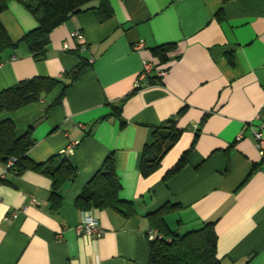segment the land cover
Masks as SVG:
<instances>
[{
    "label": "crops",
    "instance_id": "obj_1",
    "mask_svg": "<svg viewBox=\"0 0 264 264\" xmlns=\"http://www.w3.org/2000/svg\"><path fill=\"white\" fill-rule=\"evenodd\" d=\"M109 6L106 20L90 10L57 27L45 60L36 61L21 42L0 62V91L35 76L69 80L86 65L67 89L58 84L37 102L1 115L15 121L20 135L33 125V160L66 153L77 176L64 183L56 209L49 176L16 174L0 162L6 178L0 181V264H148L154 232L148 214L166 203L179 206L169 216L179 232L217 220L221 264H264V162L254 138L255 129L264 132V0H111ZM0 21L15 43L38 26L16 0ZM76 30L85 36V50L71 37ZM140 41L143 51H137ZM167 43L176 44L173 59L158 65L167 75L159 82L155 70L135 87L143 58ZM173 116L182 133L145 177L144 147ZM185 151L186 166L166 178ZM111 153L120 197L134 202L130 216L76 204ZM90 213L101 237L75 230Z\"/></svg>",
    "mask_w": 264,
    "mask_h": 264
},
{
    "label": "trees",
    "instance_id": "obj_2",
    "mask_svg": "<svg viewBox=\"0 0 264 264\" xmlns=\"http://www.w3.org/2000/svg\"><path fill=\"white\" fill-rule=\"evenodd\" d=\"M12 0H0V13L5 11ZM23 3L37 19L38 26L25 33L19 42H13L0 21V62L10 49L19 43L28 45L36 61L48 56L52 32L75 15L96 10L101 20L112 16L111 0H16ZM82 42L80 41L79 50ZM176 48L175 43L161 44L151 49L152 59L157 65L169 63ZM176 55L175 58H178ZM86 68L85 61L72 72L70 79L35 76L0 91V162L7 169L21 174L27 170L49 176L52 183V207L58 209L62 203V187L65 182L73 181L77 176V167L69 160V155L61 153L45 162H37L29 156V151L37 140L33 136V125L24 134H18L12 118H2L3 113L20 109L30 103L46 97L56 85L63 84L67 89ZM152 83V82H151ZM182 129L177 127L176 117H170L154 129L153 141L146 144L140 160L141 173L147 177L156 171L165 154L178 140ZM189 151H185L166 178L181 171L187 164ZM59 157L61 160L58 161ZM13 160V164L8 166ZM0 175V181H5ZM122 185L117 173L114 154L111 153L94 177L86 184L76 200L79 208H112L125 216L134 211V202L120 197ZM178 204L166 203L148 214L150 226L155 233L150 238V260L148 264H221L218 257V235L215 230L217 220L206 222L202 227L179 232L169 223V216Z\"/></svg>",
    "mask_w": 264,
    "mask_h": 264
},
{
    "label": "built area",
    "instance_id": "obj_3",
    "mask_svg": "<svg viewBox=\"0 0 264 264\" xmlns=\"http://www.w3.org/2000/svg\"><path fill=\"white\" fill-rule=\"evenodd\" d=\"M71 37L75 38L79 41L82 42V45L80 46L81 50L86 49V41H85V36L83 32L76 30L71 33ZM65 48L69 49V43L65 42ZM145 49V45L143 42H139L137 45V51H143ZM91 62H93V58H91ZM156 70V75L159 80V82L167 75L169 72V69L167 68H160L156 62L152 59L151 56L144 57L143 58V66L142 70L139 73L136 82H135V87L140 88L143 83L149 80L151 74L153 71ZM150 82V81H149ZM241 137V136H239ZM254 138H255V145L256 148L262 158V161L264 162V132L259 129L254 130ZM13 164V160H11L8 164V166ZM4 175V174H3ZM75 230L78 235H96L97 237H101L104 234V230L100 225L99 219L95 214H87L83 220L75 226ZM155 233L151 232L150 238H154Z\"/></svg>",
    "mask_w": 264,
    "mask_h": 264
},
{
    "label": "rangeland",
    "instance_id": "obj_4",
    "mask_svg": "<svg viewBox=\"0 0 264 264\" xmlns=\"http://www.w3.org/2000/svg\"><path fill=\"white\" fill-rule=\"evenodd\" d=\"M184 231V230H183ZM184 233V232H183Z\"/></svg>",
    "mask_w": 264,
    "mask_h": 264
}]
</instances>
